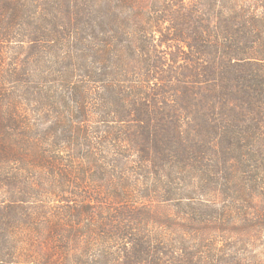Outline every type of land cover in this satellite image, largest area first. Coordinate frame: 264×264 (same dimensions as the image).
Listing matches in <instances>:
<instances>
[{"label":"trees","instance_id":"obj_1","mask_svg":"<svg viewBox=\"0 0 264 264\" xmlns=\"http://www.w3.org/2000/svg\"><path fill=\"white\" fill-rule=\"evenodd\" d=\"M43 166L92 194L34 213ZM0 186V264H264L247 249L264 234V0H0ZM125 189L177 201L194 249L146 230ZM28 224L61 256L26 257ZM94 229L100 254L66 255Z\"/></svg>","mask_w":264,"mask_h":264},{"label":"rangeland","instance_id":"obj_2","mask_svg":"<svg viewBox=\"0 0 264 264\" xmlns=\"http://www.w3.org/2000/svg\"><path fill=\"white\" fill-rule=\"evenodd\" d=\"M45 169L39 170L38 168H32L33 174L35 173L37 175H43V180L41 181V184L43 183V188L40 190L39 193H36L31 196V202L28 205L30 209H33L34 211H38V209L41 211H45L49 217L52 219H55L54 216H58L62 214V210H59V207H61L59 200L65 199V200H79L75 197L77 193L85 194L87 191H89L88 184L87 186L84 185L83 189H78L77 187H71L70 185H67L64 187L65 183H67L68 180H70L69 177L73 178L74 171L72 170H65L60 167H53L50 168L49 166H43ZM30 174V173H29ZM32 179L30 178V181ZM1 187V186H0ZM16 189V188H15ZM91 194L93 192L92 187ZM17 190V189H16ZM124 190V187L123 189ZM18 191V190H17ZM71 192L73 193L72 198H68L64 193L65 192ZM126 193L133 197L134 201L131 202L129 205L124 207H128L134 215H138V219L144 224V228L146 230H149L150 232L154 234L161 235L162 238H166V242L169 244H175L176 247H181V242L183 240H186L188 244L187 247L194 249V243L198 242V237L194 236V231L186 230L183 222H180L179 212L180 209H178V206L176 205L177 201H172L169 203L165 202H158V201H145L142 197L138 196L136 198V193L134 190H131V193L125 189ZM100 192H105L103 189ZM4 196V192H0V197ZM136 196V197H135ZM67 197V198H66ZM135 197V198H134ZM142 198V199H140ZM187 202V201H185ZM114 207L113 204L110 205ZM106 208L109 209V205H106ZM39 211V214H40ZM35 213V212H34ZM35 216V215H33ZM116 220V218H115ZM84 223H93L94 225H98L101 222L100 216H87L84 217ZM31 224L24 225L23 228L26 229V231H22L19 229V233L22 237H25L24 240L20 239V247L24 249V255H27L26 257H29L30 255L39 256L40 253H45L46 255H50V252L52 250H56L55 254H62L65 250H60L62 247L57 241V238H53L52 241L37 240V234ZM86 229L84 230V232ZM84 234V233H83ZM234 237H238L234 235ZM24 241V242H22ZM253 244L251 247H248V252L252 256H259L263 257L262 254H264V234L259 237L253 238ZM22 242V245H21ZM82 245L78 247L77 251L74 249L75 247H72L71 250L68 251V254L70 255V258H75L78 254H85L87 249H90V245L94 247L95 253L100 254L104 250V243L102 242L101 236L97 234V230L94 229L88 234L84 235V237L81 240ZM114 245V247H117L116 243H111ZM62 246V245H61ZM38 248V253L35 252V249ZM55 248V249H54ZM41 250V252H39ZM34 251V253L32 252ZM61 256V255H58Z\"/></svg>","mask_w":264,"mask_h":264}]
</instances>
